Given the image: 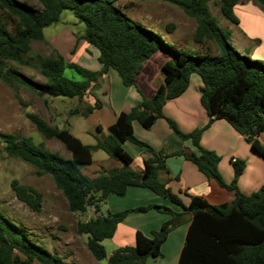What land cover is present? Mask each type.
Returning <instances> with one entry per match:
<instances>
[{"label": "trees", "instance_id": "1", "mask_svg": "<svg viewBox=\"0 0 264 264\" xmlns=\"http://www.w3.org/2000/svg\"><path fill=\"white\" fill-rule=\"evenodd\" d=\"M37 1L41 8L27 1L0 0L4 19L0 23V73L6 80L18 81L40 94L82 98L91 83L109 69L119 73L124 85H136L143 60L156 51H163L167 57L162 64L165 82L153 97L142 94L138 105L128 112H120L109 126V138H97L94 144L84 143L69 129L51 125L40 115L29 113L28 117L45 137L57 139L66 147L69 158L49 150L43 143L37 144L30 136L19 138L4 133H0V153L7 151L9 155L23 159L33 165L38 174H51L65 195L70 211L84 212L89 207L94 208L96 215L80 222L78 230L87 235V248L97 260L107 258L102 241L115 234L118 224L128 213L127 210L109 211L107 215H100L102 205L110 194L123 196L130 186H137L148 187L192 213L178 264H264V184L257 191L243 193L237 180L246 162L239 159H232L234 177L231 182H226L219 171L220 156L201 144L203 127L184 132L164 114L166 101L180 96L188 88L191 75L198 73L202 81L201 103L209 116L206 126L216 119H225L250 142L254 151L264 157V143L259 139L264 131V61L238 51L210 7L212 1L219 4L222 15L238 24L240 19L235 7L241 0H163L180 7L196 20L193 40L200 51L191 52L173 47L156 28L132 18L125 11L129 4L121 7L118 0ZM256 2L264 7V0ZM65 8H71L85 23L81 38L98 49L100 70L69 63L56 49L47 56H27L33 42L44 40L45 27L57 22ZM174 27L175 24L170 23L168 30L172 31ZM211 43L217 46L218 53H212ZM28 58L38 60L46 82H36L6 65L9 61L29 63ZM66 68L72 69L79 79L68 77ZM100 105L98 100L89 104L85 114ZM160 117H165L170 127L182 139L190 140L195 149L190 152L155 150L136 137L134 120L150 128ZM97 130L101 131V128ZM128 141L152 153L144 159L142 171L131 166L133 158L123 146ZM98 150L121 161L123 166L88 176L82 168L93 162L94 152ZM173 154H183L207 178L215 179L233 191V200L212 204L201 195H190L186 205L160 177L162 172L168 171L166 160ZM11 186L16 196L32 210L41 209V192L21 184L18 179H13ZM151 207L175 214L170 207L159 204L139 206L138 209L147 211ZM170 225L171 221L165 222L160 229L153 230L151 236L138 231L136 244L115 249L108 257V263L145 264L148 256H161ZM34 260L44 264H65L58 256L32 242L23 228L0 210V264H32Z\"/></svg>", "mask_w": 264, "mask_h": 264}, {"label": "rangeland", "instance_id": "2", "mask_svg": "<svg viewBox=\"0 0 264 264\" xmlns=\"http://www.w3.org/2000/svg\"><path fill=\"white\" fill-rule=\"evenodd\" d=\"M21 1H27L41 8L37 0ZM117 4L121 7L124 4H129V8L125 9L128 15L148 27L156 28L173 47L190 49L187 50L188 52L191 50L200 51L199 46L193 40L197 22L180 7L163 0H118ZM210 7L213 14L218 17L220 25L228 33L232 45L238 51L264 61V7L256 0H241L236 5V14L240 19L238 24L230 22L222 15L219 4L212 1ZM3 20L0 10V23ZM170 23L175 24L172 31L168 30ZM85 28V23L79 20L73 10L65 8L57 22L45 27L44 40L33 42L32 50L27 56L33 58L47 56L52 49H56L67 62L96 70L99 66L98 50L81 38ZM210 46L213 54L218 53L214 43H211ZM28 59L29 63L9 61L6 65L18 69L36 82H46L47 79L40 71L38 60L35 62ZM65 74L70 78L79 79V76L70 68H66ZM97 90L101 92L96 94L97 98L104 108L109 109V96L103 92V86H97ZM89 97L90 92H87L82 98L40 94L18 81L6 80L0 73V133L15 134L19 138L30 136L37 144L43 143L49 150L69 158L70 153L66 147L57 139L45 137L28 117V114H38L49 124L67 128L84 143L93 144L97 137L105 140L109 138V135H103V137L99 132L88 131L92 127V121L96 118V115H91L89 118V114H85L90 104ZM75 109L80 111L76 112ZM206 125L207 123L201 126L204 129L203 132L211 127V124ZM178 127L180 128L179 125ZM209 136L212 141L217 139L214 134ZM243 141L248 144L250 151L252 147L250 142L245 138ZM216 153L221 158L220 162L234 172L232 156L226 153L222 154V152ZM104 157H106L105 151H95L96 162L91 163L92 165L87 168L85 166L89 164L83 166L84 170L91 173L92 168L101 165ZM244 161L246 162V160ZM13 179H18L21 184L32 186L42 193L43 199L39 211L32 210L16 196L11 186ZM129 188H137V186ZM143 188H147L155 194L150 188ZM111 196L119 198L121 203H117L115 200L110 202L106 200L102 205L100 215H107L112 209V212L127 210L126 217L133 213H144L150 209L162 211L156 207L140 211L139 206H132V202L136 198L132 193L123 196L112 194ZM0 210L10 221L23 228L32 242L55 254L65 264H109L106 258L102 260L94 258L87 248V235L78 230L80 222L96 215L94 208L89 207L84 212L70 211L65 195L57 187L51 174H38L33 165L19 157L9 155L7 151L0 153ZM102 244L107 254L114 247V243L108 238L104 239ZM155 258H159V256ZM32 264L44 263L34 260Z\"/></svg>", "mask_w": 264, "mask_h": 264}, {"label": "crops", "instance_id": "3", "mask_svg": "<svg viewBox=\"0 0 264 264\" xmlns=\"http://www.w3.org/2000/svg\"><path fill=\"white\" fill-rule=\"evenodd\" d=\"M90 50L93 51L92 48ZM165 55L163 51H156L143 60V67L137 75L136 85H124L119 73L114 69H109L96 82L91 83L87 91L90 92L89 103L94 104L97 100L99 101L96 94L101 92L97 90V86L102 85L103 92L109 96L110 108H104V105L99 101L101 103L100 107L95 108L88 116L90 118L91 115H96V118L92 121L91 129L88 131L91 133L99 132L102 136L109 135V126L116 121L120 112H128L138 105L142 100V94L148 98L153 97L158 87L165 82V75L162 71V64L167 59ZM98 56L99 51L97 52ZM101 68L102 64L99 62V66L95 71ZM201 85L202 81L199 74L193 73L188 88L180 96L167 100L164 105V114L172 118L184 132H190L209 122L208 113L200 99ZM210 124V129L202 134L201 144L215 152L230 154L232 158L246 160V167L238 178L237 185L245 194L259 190L264 184V157L254 151L252 147L249 151L248 144L243 141L244 137L225 119H216ZM98 127L101 128V131L97 130ZM133 128L136 137L148 143L155 150L167 149L172 152L183 149L190 152L195 149L190 140H184L174 132L165 117L158 118L150 128H146L139 121L134 120ZM211 134L217 137L215 141L210 139L209 135ZM259 139L264 143V131L259 135ZM123 146L133 158L132 168L142 171L144 169V159L152 156V153L129 141L124 143ZM95 162L93 157L92 164ZM92 164L85 167L87 168ZM100 164L99 167L92 168L91 173L86 172L85 168H83V172L94 177L102 171L106 172L123 166L121 161L112 158L107 153ZM166 165L168 171L162 172L160 177L167 182L168 187L174 193L182 198L186 205L190 202V195H201L212 204L233 200V191L221 186L215 179L207 178L197 165L183 154L170 155L166 160ZM219 171L226 182L232 181L234 172L231 168L220 162ZM131 193L136 197L132 202V206L159 204L170 207L175 214L150 209L144 213H133L129 217H125L118 224L115 234L108 238L112 240L114 247L107 254V261L115 249L126 245H135L138 231L151 236L153 230H158L165 222L171 221V228L162 244V255L159 258L148 256L145 264H178L192 213L179 204L172 202L168 197L154 194L147 188H128L126 195ZM111 195L107 198L109 202L115 200V202L121 203L119 198Z\"/></svg>", "mask_w": 264, "mask_h": 264}, {"label": "built area", "instance_id": "4", "mask_svg": "<svg viewBox=\"0 0 264 264\" xmlns=\"http://www.w3.org/2000/svg\"><path fill=\"white\" fill-rule=\"evenodd\" d=\"M234 161L236 160V158H232Z\"/></svg>", "mask_w": 264, "mask_h": 264}]
</instances>
